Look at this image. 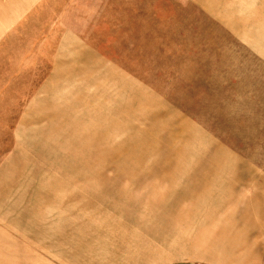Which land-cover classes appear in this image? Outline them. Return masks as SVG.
<instances>
[{
    "label": "rangeland",
    "instance_id": "1",
    "mask_svg": "<svg viewBox=\"0 0 264 264\" xmlns=\"http://www.w3.org/2000/svg\"><path fill=\"white\" fill-rule=\"evenodd\" d=\"M264 264V0H0V264Z\"/></svg>",
    "mask_w": 264,
    "mask_h": 264
},
{
    "label": "crops",
    "instance_id": "2",
    "mask_svg": "<svg viewBox=\"0 0 264 264\" xmlns=\"http://www.w3.org/2000/svg\"><path fill=\"white\" fill-rule=\"evenodd\" d=\"M177 262H179V264H202L201 261H199V260H197V261H195V260H184V261L180 260ZM241 262H242V264H247L246 262L243 263V260Z\"/></svg>",
    "mask_w": 264,
    "mask_h": 264
}]
</instances>
